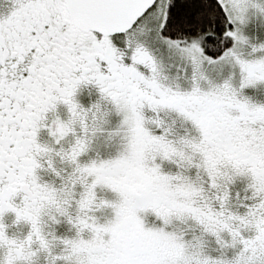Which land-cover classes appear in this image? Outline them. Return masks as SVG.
Segmentation results:
<instances>
[{
  "label": "snow or ice",
  "instance_id": "snow-or-ice-1",
  "mask_svg": "<svg viewBox=\"0 0 264 264\" xmlns=\"http://www.w3.org/2000/svg\"><path fill=\"white\" fill-rule=\"evenodd\" d=\"M0 264H264V0H0Z\"/></svg>",
  "mask_w": 264,
  "mask_h": 264
}]
</instances>
